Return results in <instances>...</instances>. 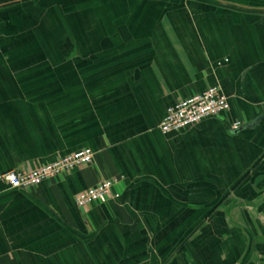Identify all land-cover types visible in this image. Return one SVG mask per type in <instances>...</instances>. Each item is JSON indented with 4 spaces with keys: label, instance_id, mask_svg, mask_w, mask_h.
<instances>
[{
    "label": "crops",
    "instance_id": "1",
    "mask_svg": "<svg viewBox=\"0 0 264 264\" xmlns=\"http://www.w3.org/2000/svg\"><path fill=\"white\" fill-rule=\"evenodd\" d=\"M211 86L230 111L162 135ZM86 148L0 183V264H264V0H0V174Z\"/></svg>",
    "mask_w": 264,
    "mask_h": 264
},
{
    "label": "built area",
    "instance_id": "2",
    "mask_svg": "<svg viewBox=\"0 0 264 264\" xmlns=\"http://www.w3.org/2000/svg\"><path fill=\"white\" fill-rule=\"evenodd\" d=\"M230 109L229 99L223 90L219 86H211L204 92L194 94L171 107L160 125V132L164 136L180 134L205 119L224 115ZM241 127V123L237 122L232 128L237 131ZM94 158L93 150L86 148L33 170H11L2 173L0 183L11 189L29 191L45 181L69 175L77 169L92 165ZM119 183V178H113L81 192L76 197L77 206L84 210L95 205H106L110 201H118L121 194L114 190Z\"/></svg>",
    "mask_w": 264,
    "mask_h": 264
},
{
    "label": "water",
    "instance_id": "3",
    "mask_svg": "<svg viewBox=\"0 0 264 264\" xmlns=\"http://www.w3.org/2000/svg\"><path fill=\"white\" fill-rule=\"evenodd\" d=\"M240 130V129H239ZM239 130H237V131H239ZM237 131H234V132H237Z\"/></svg>",
    "mask_w": 264,
    "mask_h": 264
}]
</instances>
